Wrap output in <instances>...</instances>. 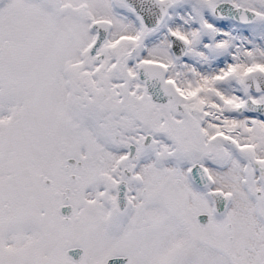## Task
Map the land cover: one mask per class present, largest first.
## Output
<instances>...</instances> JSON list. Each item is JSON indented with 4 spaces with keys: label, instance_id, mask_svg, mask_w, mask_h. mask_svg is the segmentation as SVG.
I'll return each mask as SVG.
<instances>
[{
    "label": "snow or ice",
    "instance_id": "obj_1",
    "mask_svg": "<svg viewBox=\"0 0 264 264\" xmlns=\"http://www.w3.org/2000/svg\"><path fill=\"white\" fill-rule=\"evenodd\" d=\"M0 264H264V0H0Z\"/></svg>",
    "mask_w": 264,
    "mask_h": 264
}]
</instances>
